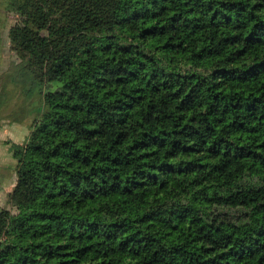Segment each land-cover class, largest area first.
Returning <instances> with one entry per match:
<instances>
[{
    "label": "trees",
    "instance_id": "trees-1",
    "mask_svg": "<svg viewBox=\"0 0 264 264\" xmlns=\"http://www.w3.org/2000/svg\"><path fill=\"white\" fill-rule=\"evenodd\" d=\"M14 6L0 127L9 83L45 92L0 264H264V0Z\"/></svg>",
    "mask_w": 264,
    "mask_h": 264
},
{
    "label": "rangeland",
    "instance_id": "rangeland-1",
    "mask_svg": "<svg viewBox=\"0 0 264 264\" xmlns=\"http://www.w3.org/2000/svg\"><path fill=\"white\" fill-rule=\"evenodd\" d=\"M15 0H0V75L11 72V65L20 61V52L11 42L10 30L20 25L23 16L15 9ZM30 98L25 100L19 87L13 91V85L8 84L5 88L8 92L6 103L1 112V117H6L5 124L0 127V208H6L15 213L18 206L10 201L9 191L12 189L14 173L11 167L12 145H20L27 138L30 130L29 125L34 116L33 110L45 92V82L30 78ZM1 83V79H0ZM5 92H7L5 90ZM35 105V106H34Z\"/></svg>",
    "mask_w": 264,
    "mask_h": 264
}]
</instances>
